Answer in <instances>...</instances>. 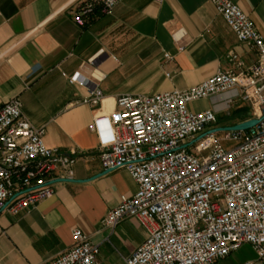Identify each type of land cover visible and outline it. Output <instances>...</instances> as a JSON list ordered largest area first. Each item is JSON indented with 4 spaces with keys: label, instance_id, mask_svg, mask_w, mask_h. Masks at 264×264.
I'll return each mask as SVG.
<instances>
[{
    "label": "crops",
    "instance_id": "obj_1",
    "mask_svg": "<svg viewBox=\"0 0 264 264\" xmlns=\"http://www.w3.org/2000/svg\"><path fill=\"white\" fill-rule=\"evenodd\" d=\"M230 1L264 39V0ZM77 9L78 0H0V107L19 99L25 117L45 128L47 147L77 153L70 176L57 172L66 181L54 184L52 198L18 217L0 213V264L51 263L72 248L76 229L99 246L98 264H125L146 232L134 218L114 230L103 220L137 185L125 169L104 173L99 153L108 136L92 130L94 118L112 115L120 97L187 90L258 59L209 0H124L84 26L75 22ZM77 74L102 90L99 106L78 104L87 89L71 82ZM221 100L196 110L223 119ZM236 108L233 123L220 127L248 118L245 105ZM245 262L260 264L247 245L215 264Z\"/></svg>",
    "mask_w": 264,
    "mask_h": 264
},
{
    "label": "built area",
    "instance_id": "obj_2",
    "mask_svg": "<svg viewBox=\"0 0 264 264\" xmlns=\"http://www.w3.org/2000/svg\"><path fill=\"white\" fill-rule=\"evenodd\" d=\"M123 1L78 0L75 22L84 26L97 14L111 16ZM209 1L237 40L257 51V62L244 70L218 71L187 90L120 97L116 111L96 116L91 127L108 136L99 153L103 171L125 169L137 185L135 194L123 196L103 220L114 230L130 217L145 230V241L125 264H215L246 245L264 264V39L232 1ZM71 82L87 89L78 104L102 103L97 84L79 74ZM212 98L222 99L217 104L222 112L245 105L250 114L243 122L259 123L196 141L226 128L216 110L192 108ZM45 133L25 117L19 99L0 107V213L28 212L54 196L59 170L70 176L77 153L47 147ZM72 240V248L48 264H98L99 246L79 229Z\"/></svg>",
    "mask_w": 264,
    "mask_h": 264
},
{
    "label": "water",
    "instance_id": "obj_3",
    "mask_svg": "<svg viewBox=\"0 0 264 264\" xmlns=\"http://www.w3.org/2000/svg\"><path fill=\"white\" fill-rule=\"evenodd\" d=\"M258 123H259V120H250V121H246V122H242V123L236 124L235 126L215 129V130L207 132L206 134H203V135L199 136L196 139V141H199V140L203 139L205 136H207L209 134L218 133V132L247 131V130L255 127ZM108 172H111V171H107V172H104V173H108ZM63 181H66V180H56V181H53L52 184H56L57 182H63Z\"/></svg>",
    "mask_w": 264,
    "mask_h": 264
},
{
    "label": "rangeland",
    "instance_id": "obj_4",
    "mask_svg": "<svg viewBox=\"0 0 264 264\" xmlns=\"http://www.w3.org/2000/svg\"><path fill=\"white\" fill-rule=\"evenodd\" d=\"M202 104L201 103H197L196 106H195V109L199 108L198 106H201ZM237 105H235L229 112H224L223 113V116L224 118L223 119H219V125H231L233 123V113H236L238 112V109L239 108H236ZM236 108V109H235ZM246 111V110H244ZM234 144L233 143H224V146L226 148H230L232 147Z\"/></svg>",
    "mask_w": 264,
    "mask_h": 264
}]
</instances>
